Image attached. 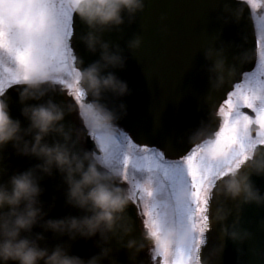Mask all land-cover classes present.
Instances as JSON below:
<instances>
[{"label":"clouds","instance_id":"1","mask_svg":"<svg viewBox=\"0 0 264 264\" xmlns=\"http://www.w3.org/2000/svg\"><path fill=\"white\" fill-rule=\"evenodd\" d=\"M42 0H0V32L7 24L9 45L33 54L26 63H17L6 48L0 47V61L10 63L19 79L17 102L24 122L13 117L8 103L0 99V151L9 145L18 156L34 158L39 163L0 179V264H117L113 241L123 250L134 253L140 241L131 236L125 224L127 209L136 198L133 186L124 187L121 171L106 159L117 138L119 114L104 102L111 94H129L126 81L114 69H123L126 58L118 44L104 39L106 33L119 31L144 11L145 0H64L73 20L84 30L79 41L98 58L84 64L73 49L74 59L61 61L68 46L61 26L35 7ZM141 39L128 42L136 50ZM207 55V54H206ZM226 64L214 61L212 71L226 70ZM63 82V83H62ZM64 86L73 96L90 98L76 106L57 103L49 93ZM70 86V88H69ZM49 96L48 99H44ZM123 107V105H121ZM76 112L81 127L65 124V118ZM94 138L95 149L79 147L84 136ZM59 174L66 185L65 204L80 215L46 218L40 197L41 180ZM264 176V153L253 152L241 169L217 181L215 195L225 202L264 206V192L252 180ZM190 201L187 184L178 185L171 200L173 210L183 209ZM226 217L218 219L224 223ZM39 227L43 231L33 232ZM67 241L49 246L44 233ZM186 223H168L162 235L172 246L186 245L189 239ZM223 234L240 242L249 234L237 226L224 225ZM143 239L153 241L149 232ZM77 240H94L98 251L85 259L71 252Z\"/></svg>","mask_w":264,"mask_h":264},{"label":"water","instance_id":"2","mask_svg":"<svg viewBox=\"0 0 264 264\" xmlns=\"http://www.w3.org/2000/svg\"><path fill=\"white\" fill-rule=\"evenodd\" d=\"M74 23V50L86 65L98 54H90L80 43L78 37L84 28L78 19ZM135 37L141 39V45L130 50L128 42ZM104 39L118 44L126 58L123 69L112 71L127 82L129 94L104 96V102L119 114L118 128L126 129L139 144L160 145L168 157L184 155L196 143L214 137L220 126L218 108L243 74L253 69L256 59L250 10L238 0H145L144 11L133 22L126 19L121 30L106 33ZM214 61L226 64V70L213 72ZM20 87L10 91L6 102L13 117L23 121L17 102ZM49 95L57 103L72 106L61 88ZM23 122L26 126L27 122ZM65 124L81 127L76 112L66 116ZM84 137L85 143L81 141L79 147L94 150V142ZM37 163L34 158L18 156L9 145L0 151V179L6 180ZM252 180L264 192V176H253ZM41 187L46 218L81 214L65 204L66 185L59 174L44 177ZM213 192L212 229L201 246L202 264H264V206L241 208L238 203L216 196L215 189ZM222 217H226L223 224L218 222ZM125 224L140 244L130 254L113 241L117 264H148L146 240L130 206ZM225 224L246 230L249 235L233 242L223 234ZM41 231L39 227L33 229L34 233ZM44 235L49 246L67 241V237L54 238L51 232ZM97 251L94 240L71 244V252L85 259Z\"/></svg>","mask_w":264,"mask_h":264},{"label":"snow or ice","instance_id":"3","mask_svg":"<svg viewBox=\"0 0 264 264\" xmlns=\"http://www.w3.org/2000/svg\"><path fill=\"white\" fill-rule=\"evenodd\" d=\"M247 2L255 7V0ZM35 7L50 15L68 40L61 61L73 60L75 23L64 0H42ZM257 45L264 66V34ZM0 47L8 49L17 63H26L34 51L32 47H11L6 23L4 31L0 32ZM5 72L0 74V99L6 101L10 91L19 86V77L12 65ZM247 83V89L237 84L236 90L229 92L219 107V114L224 119L214 140L196 145L184 155L168 157L160 145L139 144L123 128L107 152L106 159L119 167L123 181L132 184L136 193L134 204L144 202V215L148 218L144 225L156 241L162 264H202L201 246L206 244V233L212 229L210 205L217 181L241 169L253 152L264 153V80L253 77ZM69 95H72L71 91ZM74 98L77 103L83 102L79 94ZM242 109L251 111L246 113ZM251 113H255V117ZM253 124L258 128L255 135ZM160 173L163 181L158 178ZM181 184L189 187L190 201L183 209L173 210L171 200L176 187ZM177 222L186 223L189 230L186 245L172 246L162 235L166 224ZM169 257L173 259L169 260Z\"/></svg>","mask_w":264,"mask_h":264},{"label":"flooded vegetation","instance_id":"4","mask_svg":"<svg viewBox=\"0 0 264 264\" xmlns=\"http://www.w3.org/2000/svg\"><path fill=\"white\" fill-rule=\"evenodd\" d=\"M238 1L244 2L250 10L251 20H252V25H253V30H254V36H255V43H256L255 65L250 72L243 74L240 82L238 83L241 86H243L244 89H247L249 86L247 82L250 79H252L253 77H255V79H257V80H264V66L261 65V61H260V57H259V49H258V45H257V41H258L259 37L262 34H264V32H262V29H264V0H255V7H252L251 5H249L247 0H238ZM1 64L2 65L6 64L7 67L11 66V64L7 63V62L0 63V74H2ZM236 85L233 87L232 91L236 90ZM59 87L64 91L66 97L68 98V100L72 106L78 105V103L75 102L74 96L69 95V91L66 87H64V86H59ZM227 97H228V95H227ZM83 101H85V98H83ZM242 111H244L246 113H250L251 110L242 109ZM216 115L220 119V126H221L223 124L224 118L219 114V108L217 110ZM251 115L253 117H255V113H251ZM251 127H252V133H253V135H255L258 128L255 124H253ZM218 130H219V128H218ZM120 132H121V129L118 128L117 136L120 135ZM214 138H215V134H214V137L212 139L202 140V141L196 143L192 148H194L196 145L206 144L208 141L214 140ZM91 140H93V138H91ZM81 141L83 143H85V137H83ZM157 175L161 181L164 180L162 173L157 174ZM121 183H122V186H124V187H131L132 186L131 183L123 181L122 177H121ZM137 200H138V197H137ZM129 206L132 208V210L134 212L135 218H136L138 225H139V228L141 230V235L143 237L144 233L149 232L148 228H146L144 225V221L146 219H148L144 215V212H145L144 202H139L137 204H134V202H132V203H130ZM146 245H147V249H148L147 250L148 264H162L163 258L156 251V249H157L156 242L146 241ZM171 259H173V257H169V260H171Z\"/></svg>","mask_w":264,"mask_h":264},{"label":"rangeland","instance_id":"5","mask_svg":"<svg viewBox=\"0 0 264 264\" xmlns=\"http://www.w3.org/2000/svg\"><path fill=\"white\" fill-rule=\"evenodd\" d=\"M8 67L6 66V64H1V71H2V74H6L5 70L7 69ZM93 141H94V138H93Z\"/></svg>","mask_w":264,"mask_h":264}]
</instances>
